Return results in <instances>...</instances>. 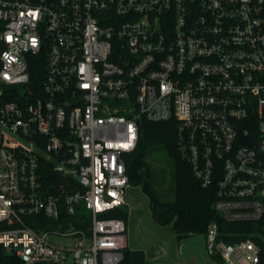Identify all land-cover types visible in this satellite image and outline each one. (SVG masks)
I'll list each match as a JSON object with an SVG mask.
<instances>
[{"label":"built area","instance_id":"1","mask_svg":"<svg viewBox=\"0 0 264 264\" xmlns=\"http://www.w3.org/2000/svg\"><path fill=\"white\" fill-rule=\"evenodd\" d=\"M45 62L40 85L30 65ZM229 223L264 219V0H0V248L11 264H127L143 119ZM245 127L253 145L240 142ZM81 208L86 212H80ZM218 264H264L258 235ZM260 238V237H259Z\"/></svg>","mask_w":264,"mask_h":264},{"label":"trees","instance_id":"2","mask_svg":"<svg viewBox=\"0 0 264 264\" xmlns=\"http://www.w3.org/2000/svg\"><path fill=\"white\" fill-rule=\"evenodd\" d=\"M32 86L40 85L45 72V62L36 58L30 65ZM162 147L173 159L176 168V196L170 201H162L156 191L154 173L148 157L153 149ZM128 174L131 185L142 187L150 201L152 217L163 228L172 226L177 240L194 235H207L212 223L220 226L221 237L225 242L236 243L256 235V240L264 251V219L257 223H229L215 211L217 187H204L196 178L190 165L184 161L177 148V123L175 120L153 122L143 119L137 150L127 157ZM175 183V180H174ZM128 223L129 211L125 208L111 214ZM255 238V237H254ZM264 253V252H263ZM0 248V264H11ZM127 264H178L151 262L144 251L128 248L125 252Z\"/></svg>","mask_w":264,"mask_h":264},{"label":"rangeland","instance_id":"3","mask_svg":"<svg viewBox=\"0 0 264 264\" xmlns=\"http://www.w3.org/2000/svg\"><path fill=\"white\" fill-rule=\"evenodd\" d=\"M154 173L155 188L162 201L176 196V168L173 159L162 147L153 149L148 157ZM175 180V183H174ZM129 206L128 243L133 250L144 251L151 262L183 264H218L206 251L203 235L190 236L181 242L173 227L163 228L152 217L150 201L142 187L132 186L128 190ZM86 212L81 208L80 212Z\"/></svg>","mask_w":264,"mask_h":264},{"label":"water","instance_id":"4","mask_svg":"<svg viewBox=\"0 0 264 264\" xmlns=\"http://www.w3.org/2000/svg\"><path fill=\"white\" fill-rule=\"evenodd\" d=\"M240 142L244 143V144H250V145H253V142H251L249 140V136H248V133L246 131V128L243 127L242 128V132L240 134Z\"/></svg>","mask_w":264,"mask_h":264},{"label":"crops","instance_id":"5","mask_svg":"<svg viewBox=\"0 0 264 264\" xmlns=\"http://www.w3.org/2000/svg\"><path fill=\"white\" fill-rule=\"evenodd\" d=\"M206 241V240H205ZM133 250V249H132ZM146 257H147V255H146ZM170 263H174V262H170ZM178 264H183V262L182 261H180Z\"/></svg>","mask_w":264,"mask_h":264}]
</instances>
